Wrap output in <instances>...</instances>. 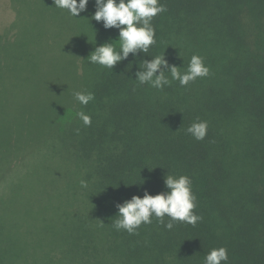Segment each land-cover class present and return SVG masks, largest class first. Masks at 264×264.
I'll use <instances>...</instances> for the list:
<instances>
[{
  "label": "trees",
  "instance_id": "trees-1",
  "mask_svg": "<svg viewBox=\"0 0 264 264\" xmlns=\"http://www.w3.org/2000/svg\"><path fill=\"white\" fill-rule=\"evenodd\" d=\"M42 3L50 14L61 11L53 0H0V153L22 143L19 134L29 126L24 106L43 105L28 102L30 97L17 90L21 80L31 81L33 89L39 83L28 78V72L39 70L31 36L19 33L25 24L22 11ZM160 3L167 10L151 22L156 44L147 54H130L113 71L93 66L90 92L95 99L81 107L91 126H84L77 115L72 123L64 121L65 112L54 116L38 142L42 151L50 144L52 164L49 159L40 163L32 180L40 177L38 183L26 185L24 196H13L24 205L29 196L23 215L44 212L56 199L53 184L64 177L57 176L68 170L62 159L66 155L85 161L98 176L89 199L91 214L100 219L95 222L86 208L71 213L73 248L40 264H204L206 255L220 247L227 248L229 264H264V0ZM7 26L16 32L12 39ZM164 55L181 72L193 55L202 56L210 75L187 86L172 80L163 90L134 80L143 60ZM24 69L25 75L20 74ZM198 121L208 123L201 141L187 133ZM167 174L191 178L198 205L194 211L203 220L195 226L174 222L168 230L153 218L137 234L115 230L116 205L143 197L145 191H167ZM36 197L41 205L33 203ZM3 202L0 198V216L19 207L12 202L3 211ZM51 209L60 208L54 204ZM164 220L166 224L168 217ZM100 236H108L103 245L109 259L97 257L94 242ZM18 247L3 237L0 220V264H25L14 254Z\"/></svg>",
  "mask_w": 264,
  "mask_h": 264
},
{
  "label": "rangeland",
  "instance_id": "rangeland-1",
  "mask_svg": "<svg viewBox=\"0 0 264 264\" xmlns=\"http://www.w3.org/2000/svg\"><path fill=\"white\" fill-rule=\"evenodd\" d=\"M45 4L32 7L30 4L22 8L28 6L22 11L24 17L21 19L25 24L22 25L19 35L31 36V46L37 53L35 58L38 63L35 65L39 69L28 72V78L39 83L33 89L31 81L21 80L17 90L30 97L27 98L28 102L40 101L43 105L41 109L30 103L24 106L29 126L19 134L22 143L7 147L6 154L4 151L0 153V198L4 201L3 211L8 210V204L14 202V197L24 196L26 185L38 183L40 177L32 181L34 174L39 171V164L44 160L46 163L52 155L48 150L50 144L43 146L45 148L42 151L38 142L44 130L47 132L50 129L54 116L65 112L64 121L72 123L77 113L82 110V104L75 99L74 94L77 91L90 92V84L95 78L93 66H100L90 63L87 58L95 47L112 42L119 36L117 29H105L102 22L91 20L96 11L95 0H90L88 10L82 12L77 19L64 9L57 12L59 14H50L46 11ZM13 32V28L7 26L6 35L9 39L16 36V32ZM27 65L31 66L30 59ZM19 73L25 75V69ZM55 145L58 149L62 148L57 138ZM62 159L66 160L64 166L66 165L68 170L57 176L64 177L57 180L58 184H53L54 190L57 191L56 199L48 202L44 212L23 215V208L30 200L27 196L25 205L23 201L14 202L19 207L5 211L0 216L3 237H10L25 250L22 254L21 247H18L14 253L21 261L27 260L25 264H40L43 260H49L51 255L61 258V251L72 249L74 244L73 238L69 236L73 228L71 213L76 215L86 208L91 214L93 204L90 203L89 194L92 191L91 185L97 181L98 176L96 177L85 161L72 159L67 155ZM52 161L49 159L48 163ZM89 174H92L91 179L88 178ZM82 180L87 181V189L81 187ZM75 195L77 200L73 201ZM32 201L38 205L42 204L41 197ZM54 204L55 208L59 206L60 209L52 210L51 206ZM90 217L95 222L100 219L97 214H91ZM103 241L107 242L108 236L97 237L94 242L99 251L97 257L102 260L110 258Z\"/></svg>",
  "mask_w": 264,
  "mask_h": 264
},
{
  "label": "clouds",
  "instance_id": "clouds-1",
  "mask_svg": "<svg viewBox=\"0 0 264 264\" xmlns=\"http://www.w3.org/2000/svg\"><path fill=\"white\" fill-rule=\"evenodd\" d=\"M90 0H53L54 7L67 10L76 18L88 10ZM96 11L91 20L102 22L105 29H117L119 36L112 42L95 47L87 60L92 64L113 71L115 66L129 55L139 56L147 54L151 46L156 44V30L152 20L158 14L164 13L166 6L160 0H95ZM96 38V37H95ZM113 42H118L114 44ZM136 72V80L140 85L148 84L152 88L163 90L172 80L179 81L181 86H187L197 78L210 75V68L206 66L204 58L193 55L186 71L180 67L169 65L164 56L143 60ZM159 72V74H157ZM168 74V75H166ZM169 75L171 79H169ZM75 99L87 106L95 99L92 92H75ZM84 126H91V117L83 111L77 113ZM208 130L207 121L192 123L187 133L195 140L205 139ZM79 129H77V133ZM81 187L88 188L87 181L82 180ZM167 191L151 195L147 191L143 197L133 196L130 200L118 203V213L112 223L117 230H125L130 235L137 234V229L143 224H151L156 218L168 230H172L174 222H182L195 226L203 217L194 211L197 208V197L192 190V180L186 175L179 177L167 174L164 178ZM168 217L165 224L164 218ZM204 264H229V254L225 247L213 248L205 257Z\"/></svg>",
  "mask_w": 264,
  "mask_h": 264
}]
</instances>
